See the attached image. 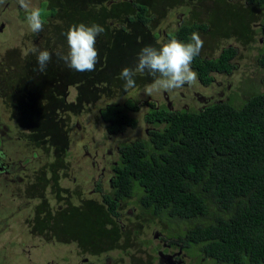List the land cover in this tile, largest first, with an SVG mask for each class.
Instances as JSON below:
<instances>
[{"label":"trees","instance_id":"trees-1","mask_svg":"<svg viewBox=\"0 0 264 264\" xmlns=\"http://www.w3.org/2000/svg\"><path fill=\"white\" fill-rule=\"evenodd\" d=\"M107 1L108 4L103 2L101 7H95L88 1L65 0L61 6L48 0L39 9L43 12V21H48L49 17L72 15L71 7L77 10L75 22L102 24L110 36L108 44H104L106 57L110 53L124 57L115 50L118 40L113 38L114 34L117 38H126L124 43L118 41L125 49L140 45V42L156 48L161 45L157 40L161 29L153 24L156 17L152 12L156 6L152 4L154 0ZM243 1L248 7L261 10V25L254 30L262 33L264 39V0ZM247 25V22L237 24L236 29ZM212 29L210 22L183 20L162 34L166 35L165 41L176 38L190 42L193 32L209 35ZM136 33L140 34L139 41L134 37ZM251 37L254 39V34ZM249 40L242 42L247 44ZM262 43L258 59L264 68V41ZM221 50L215 58L195 57L193 65L203 83L212 79V72L230 74L237 67L234 61L238 59L239 50L229 45ZM103 73L107 83L113 82L109 88L116 87L115 74ZM120 80L118 87L125 83ZM263 84L248 78L244 82L242 102L235 103L239 99L233 100L231 91V95L218 97L204 108L171 112L157 110V103L149 101L145 119L155 128L135 141L121 144L124 160L117 171L118 178L113 181L121 188L114 190L107 199L112 209L118 204L116 196L128 197L139 188L137 195L144 204L158 211L161 217L164 212L175 221L177 229L185 228L181 234L187 236L192 246L199 244L202 253L212 257L217 264H264ZM40 101L42 105H37L42 107L44 99ZM103 104H98L99 114L110 131L123 132L137 126L139 118L130 112L136 113L140 107L133 97L128 98L124 106ZM41 112L44 117L53 116L46 108ZM94 205L98 211L97 203ZM95 223L97 228L99 222L86 226L87 233Z\"/></svg>","mask_w":264,"mask_h":264},{"label":"flooded vegetation","instance_id":"flooded-vegetation-1","mask_svg":"<svg viewBox=\"0 0 264 264\" xmlns=\"http://www.w3.org/2000/svg\"><path fill=\"white\" fill-rule=\"evenodd\" d=\"M4 2L8 7L18 0ZM37 2L36 7L39 8L48 0ZM5 15L6 9H3L0 12V32L6 25L1 18ZM164 30L161 29L159 36H164ZM30 35L27 41L32 46L43 38L42 33ZM224 47L225 44L219 45L211 54L200 51L199 56L215 58ZM31 49L29 46L11 48L6 50V54H0V264H35L32 252L27 254L22 247L30 246L37 238L49 240L50 236L57 235L59 238V232L67 235L65 242H73L76 246L62 259V264H217L212 257L202 253L199 244L192 246L187 236L181 234L185 228L177 229L175 221L164 212L161 217L158 211L144 204L137 195L139 188L128 197L116 196L118 204L112 209L107 199L114 190L121 188L113 181L118 178L117 171L124 160L121 154L123 142H117L115 151L105 150L106 142L100 143L92 130H87L80 122L77 103L74 106L69 105L70 100L64 101L68 97L67 89L61 91L58 84H47L46 79L58 80L55 60L51 59L46 71L41 73L35 70L37 59L32 60ZM52 56L57 55L52 53ZM191 67L197 73L196 82L174 90L176 94L174 91L169 93L164 101L157 102V110L174 112L184 108H204L218 99L215 87L219 98L231 93V83L225 86L215 76L222 73L212 72V79L203 83L193 62ZM149 76L148 73L146 77ZM197 84L212 91L201 92L195 87ZM46 85L52 97L39 91L46 89ZM40 99H44L42 107L37 105H42ZM44 108L53 116L44 117L41 112ZM64 108L70 117L65 127L57 121L58 117L54 119L59 112H64ZM74 121L82 127L78 128L79 124L74 126ZM144 121L148 126L147 135L155 125L145 116ZM138 126L139 122L133 129ZM72 130V138H69L70 133H67ZM109 132L122 135L124 131L113 132L108 127L105 133ZM49 196H53L56 202H51ZM82 200L91 207V213H94V203H97L98 211L95 210L92 222H99L97 228L95 223L94 228L89 229L85 241L74 231L73 225L65 227L70 216L68 212L85 209L78 207ZM123 240L129 248L122 246ZM111 245L115 249L112 254V249L103 252ZM118 248L122 250L117 251Z\"/></svg>","mask_w":264,"mask_h":264},{"label":"rangeland","instance_id":"rangeland-1","mask_svg":"<svg viewBox=\"0 0 264 264\" xmlns=\"http://www.w3.org/2000/svg\"><path fill=\"white\" fill-rule=\"evenodd\" d=\"M37 1L38 0H32V4L37 6L39 4V2ZM50 1L61 6L65 4V0ZM77 1H79V3L81 1H88L95 7L98 5L99 7H101L103 2H106L107 4L109 2L107 0ZM186 1H191L193 3H187ZM152 4L156 5L154 6L155 8L152 7V9L154 8L152 12L154 14L156 13L153 24L160 29L171 30L183 20H189L193 22L198 20L199 22L204 23L210 22L211 26L213 27L212 34L208 35L200 33V36L203 40L201 53L211 54L210 52H212V50H215L216 47L221 44L233 46L239 50V54L237 57L238 59H235L236 61H234L237 67H235L232 73L215 75L216 78L219 81H222L225 86L229 82L231 83L232 86L230 88V91H232V95L230 92H227V95H231L233 100L235 98L239 99L236 100L235 103L237 101H243V92L245 88L244 82L248 78L253 81L264 83V68L261 67L258 59L260 49L263 45L262 40L264 41V39L262 33H260L258 30H254V28L259 29L261 25L263 15L260 9L248 7V4L243 0H227V2H216V0H154ZM3 9H6V15L1 18L2 22H5L6 25L3 32H0V54H6L7 49L26 48L27 46H29L30 48L35 47L40 50L47 49L51 54L56 53L57 50L67 53V38L66 35L64 36L63 34H65L69 29L67 28V25L70 27L73 24H79V22L74 21V15L77 14V10L70 7L69 12L72 15L64 14L60 17H49L48 21L44 22L43 30L40 32L42 33L43 37L41 42L36 46H32V44L27 41V38H31L30 34H32V32L27 27V13L25 12V10L19 5L18 2L15 3V5H10L8 7L4 2L3 4H0L1 13L3 12ZM41 14L43 16L42 11ZM245 22H247V26H241L238 30L236 29V27L238 28V26H236L237 24ZM99 25L103 26L102 24ZM103 28L104 32L97 37L98 43L96 44V47L99 50L100 61L96 65L94 71L77 72L71 70L65 65L63 60L58 58V56H52V59L55 60V73L59 72L56 73L58 75V80H52V78H49L46 79V81L48 85L56 86L58 84L57 87L61 91H65L67 89L66 92L68 94V97L66 98V100H70L69 105L74 104L75 106L77 103L79 120L83 124V126L86 127L87 130H92V134L95 135L96 139L100 143L104 141L106 142L105 150L115 151L117 142L130 141L146 135V129L148 126L144 121V116L149 109L147 103L149 101H155L156 103L162 102L164 101L163 98L165 99L167 96H169V93L173 94L175 91H159L154 92L152 95H146L145 87L154 82V78L151 75L149 76V78L146 77V71L144 73H137L134 76L136 83L135 87H133L132 89L126 90L124 86L118 87V82L120 80L119 73L121 72V70L124 67H130L134 69L138 61V56H136L135 54L138 53V51L143 46L148 44L140 42V45H134L130 48L127 47V49H125L122 46H119L120 44H118V41H121L119 43H124V40L126 38L120 39L117 38V34H114L113 38L115 40H118L117 43L116 41L114 42L116 43L115 50H117L119 54L124 57L120 58L115 53H110L106 57V47L104 46V44H108L110 36L106 33L109 30L105 29L104 26ZM252 34H254L255 36L254 39H252L251 37ZM139 35L140 34L138 33L134 35V37L138 41ZM225 35L229 36L224 37ZM162 40L164 41V39ZM242 40L245 42L249 40L250 43L248 42L247 44H244ZM5 44H7L6 48L4 47ZM163 44L164 43H162L157 48H160ZM135 49L136 51L134 52ZM131 54L132 56L130 57ZM31 58L32 60L36 59V54H33L32 51ZM135 58L137 59V61ZM113 67L116 69H114ZM103 72H107V75L111 73L115 74L114 82L116 84V87L109 88V84H112L113 82L112 80H109V83H107L106 74ZM50 73L52 74V71H50ZM144 80H149V82L147 83V81L145 82ZM120 82H122V80H120ZM48 85H46V89L43 88L39 91L43 94H46L47 96L52 97V94L48 91ZM195 87L204 93L212 91L210 90V88L204 87L200 84L195 85ZM219 90L220 87L218 86V91ZM214 91L216 95L215 97L218 98L219 94H216V87ZM130 97L136 99L137 105L140 107V110H138L136 113H134V111L133 113L130 112L131 115L139 118V126L136 129L128 128L122 133V135H119L120 133H105L107 129V123L101 119V115L99 114L98 110V104H102V106H104L105 104H103V102H108L117 104L119 106H124L127 102V99ZM46 100L47 98H45V101ZM129 105H131V103H129ZM62 111L64 112H59V114H57L54 119L57 120L58 117L57 121H61L60 123H63V126L65 127L66 122L68 123L67 120L70 119V117L66 115L67 113H69V111L65 108ZM50 124H53L51 120ZM77 124L79 123L75 122L74 126ZM81 127L82 125L79 124L78 128ZM71 132H74V130L68 131L67 134L70 133L69 138L72 135ZM87 134L89 135V133ZM73 137L75 138V136ZM81 140L82 139L78 141ZM71 141L75 142L74 140ZM110 158L113 159V157ZM64 184L66 185L65 181ZM49 198L51 202H56L54 201L53 196H49ZM73 199H75V197ZM78 207H80L79 209L85 208L83 209L84 212H81L80 210L75 211L74 213L68 212L70 216L67 217L68 222L66 223L65 227L68 228L73 225L74 231L78 233L79 237L85 241V235H88L86 226H88V224L93 221L95 213H91L89 209L91 207L86 205V201L84 200L79 202ZM57 212L60 211L57 210ZM63 212L65 213V210ZM48 233L51 234L50 231H48ZM58 234L59 238L58 235L56 237L48 236L49 240H46L44 238H37L38 241L36 240L35 242H32L30 246L27 244V247H22V251H25L27 254L32 252V258L35 264H62V259L65 256L71 254V252L76 249V246L73 242H65V238L67 237L66 234L65 236L63 235V232H59ZM83 240H81V244H83ZM114 244L115 243L113 242V245ZM113 245L109 246V248L103 249V252L106 250L109 252L108 249H112ZM122 246H127L124 248H129V244L124 240L122 241ZM121 250V248L117 249V251ZM111 251L112 254L115 249H112ZM115 254L120 253L116 252ZM142 261L144 262V259H142Z\"/></svg>","mask_w":264,"mask_h":264},{"label":"clouds","instance_id":"clouds-1","mask_svg":"<svg viewBox=\"0 0 264 264\" xmlns=\"http://www.w3.org/2000/svg\"><path fill=\"white\" fill-rule=\"evenodd\" d=\"M3 3L4 0H0V4ZM18 3L27 13L26 21L29 30L34 34H39L44 27L41 10L32 4V0H18ZM103 32L104 28L99 24L88 25L83 22L73 24L65 33L67 53L57 50L56 55L71 70L94 71L100 61L96 39ZM157 40L164 44L160 48L151 45L143 46L138 53L136 67L134 69L124 67L119 73V78L125 81L126 90L135 87L134 76L145 71L154 77V82L145 87L146 95L159 91L172 92L184 87L185 84L193 85L196 82L197 73L192 69L191 64L203 47V40L199 33L193 32L190 42L176 38L163 41L160 36ZM31 51L36 54L38 67L35 70L45 72L52 59V54L47 49L40 50L35 47Z\"/></svg>","mask_w":264,"mask_h":264}]
</instances>
